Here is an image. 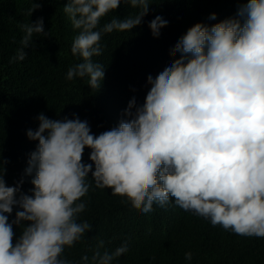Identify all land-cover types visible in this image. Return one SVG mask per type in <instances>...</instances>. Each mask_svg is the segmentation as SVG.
I'll return each mask as SVG.
<instances>
[{
	"label": "clouds",
	"instance_id": "clouds-1",
	"mask_svg": "<svg viewBox=\"0 0 264 264\" xmlns=\"http://www.w3.org/2000/svg\"><path fill=\"white\" fill-rule=\"evenodd\" d=\"M124 3L135 9L123 18L101 19ZM153 0H67L63 12L78 30L70 52L78 57L65 78H86L99 90L106 66L93 57L104 50L101 37L140 25ZM39 3L32 0L29 16ZM216 12L208 14L214 20ZM171 19L163 8L147 26L159 34ZM22 35L13 61H23L34 37H48L43 17L19 25ZM178 56L158 70L143 98L135 89L116 124L98 134L87 119H51L38 113L26 130L35 148L12 185L0 157V264H102L120 260L130 245L97 242L89 256L70 259L66 248L92 229L79 220L93 187L127 193L142 213L153 204H173L213 226L243 236L264 237V0H244L232 15L209 25L192 24L171 44ZM88 148V159L82 154ZM91 172V178H89ZM25 177L32 187L21 190ZM94 190V189H93ZM174 198V199H172ZM14 207L16 209L12 216ZM26 222V223H23ZM20 231L13 243V226ZM151 259H154L151 258ZM193 253L184 260L191 264Z\"/></svg>",
	"mask_w": 264,
	"mask_h": 264
},
{
	"label": "trees",
	"instance_id": "trees-1",
	"mask_svg": "<svg viewBox=\"0 0 264 264\" xmlns=\"http://www.w3.org/2000/svg\"><path fill=\"white\" fill-rule=\"evenodd\" d=\"M31 2L0 0V157L9 161L5 166L7 185L20 178L27 154L35 148L36 141L27 138L26 130L38 126V113L51 119L71 118L76 113L80 119H87L96 134L114 126L134 94L132 89L138 98L145 96L151 83L148 70H158L169 58L179 55L171 50L179 35L195 22L211 25L232 15L236 4L244 0H153L140 25L101 37L104 50L93 59L106 68L102 85L95 92L89 89L86 78H65L67 68L79 59L70 52L78 30L63 12L67 0H34L41 7L29 16ZM160 8L171 19L157 34L147 21ZM211 12L217 13L216 19H207ZM134 13L135 9L121 3L101 23L114 14L123 18ZM38 17H43L48 37H34V47L25 48V59L9 63L19 47V25ZM89 151L85 148L83 162L91 163ZM88 175L91 178V172ZM29 181L25 177L21 185L26 193L32 187ZM80 199H86V208L79 220H87L93 227L65 249L64 255L70 259H79L83 253L91 256L101 239L105 246H115L128 237L131 246L120 254L122 258L102 264H187L186 251L193 253L191 264H264V237L243 236L219 224L213 226L174 204L159 207L154 203L153 211L142 213L127 193L112 194L107 187L99 189L94 184ZM15 211L14 207L10 219ZM13 231L14 243L20 229L14 225Z\"/></svg>",
	"mask_w": 264,
	"mask_h": 264
}]
</instances>
